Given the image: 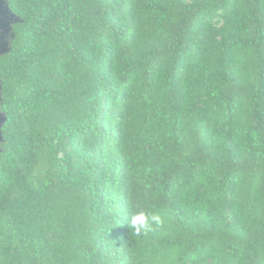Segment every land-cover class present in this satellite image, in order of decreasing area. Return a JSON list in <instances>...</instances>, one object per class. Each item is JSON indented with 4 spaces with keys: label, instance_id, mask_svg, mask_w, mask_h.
<instances>
[{
    "label": "trees",
    "instance_id": "16d2710c",
    "mask_svg": "<svg viewBox=\"0 0 264 264\" xmlns=\"http://www.w3.org/2000/svg\"><path fill=\"white\" fill-rule=\"evenodd\" d=\"M5 1L0 264H264V0Z\"/></svg>",
    "mask_w": 264,
    "mask_h": 264
},
{
    "label": "clouds",
    "instance_id": "9594fccd",
    "mask_svg": "<svg viewBox=\"0 0 264 264\" xmlns=\"http://www.w3.org/2000/svg\"><path fill=\"white\" fill-rule=\"evenodd\" d=\"M127 225L132 230V233L136 236H141L162 228L164 220L158 212L149 214L141 211L130 215Z\"/></svg>",
    "mask_w": 264,
    "mask_h": 264
},
{
    "label": "water",
    "instance_id": "95a60500",
    "mask_svg": "<svg viewBox=\"0 0 264 264\" xmlns=\"http://www.w3.org/2000/svg\"><path fill=\"white\" fill-rule=\"evenodd\" d=\"M18 22H20V19L11 12L6 1L0 0V56L9 52V43L8 47H6L4 44V39L6 37H11L12 25ZM4 122L5 116L0 114V144L3 141L2 125Z\"/></svg>",
    "mask_w": 264,
    "mask_h": 264
},
{
    "label": "rangeland",
    "instance_id": "374dc122",
    "mask_svg": "<svg viewBox=\"0 0 264 264\" xmlns=\"http://www.w3.org/2000/svg\"><path fill=\"white\" fill-rule=\"evenodd\" d=\"M8 43H9V38L6 37V38L4 39V44H5L6 47H8Z\"/></svg>",
    "mask_w": 264,
    "mask_h": 264
},
{
    "label": "flooded vegetation",
    "instance_id": "af4514ba",
    "mask_svg": "<svg viewBox=\"0 0 264 264\" xmlns=\"http://www.w3.org/2000/svg\"><path fill=\"white\" fill-rule=\"evenodd\" d=\"M9 38V37H8Z\"/></svg>",
    "mask_w": 264,
    "mask_h": 264
}]
</instances>
